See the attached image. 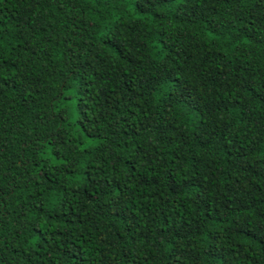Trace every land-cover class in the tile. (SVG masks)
Listing matches in <instances>:
<instances>
[{
	"label": "trees",
	"instance_id": "1",
	"mask_svg": "<svg viewBox=\"0 0 264 264\" xmlns=\"http://www.w3.org/2000/svg\"><path fill=\"white\" fill-rule=\"evenodd\" d=\"M0 264H264V0H0Z\"/></svg>",
	"mask_w": 264,
	"mask_h": 264
}]
</instances>
